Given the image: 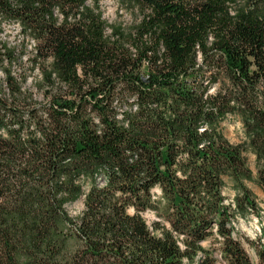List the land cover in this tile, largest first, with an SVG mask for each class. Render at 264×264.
<instances>
[{"label": "trees", "instance_id": "trees-1", "mask_svg": "<svg viewBox=\"0 0 264 264\" xmlns=\"http://www.w3.org/2000/svg\"><path fill=\"white\" fill-rule=\"evenodd\" d=\"M122 1L126 26L101 0H0L22 36L0 41V264H264L234 224L264 192V0Z\"/></svg>", "mask_w": 264, "mask_h": 264}, {"label": "rangeland", "instance_id": "rangeland-1", "mask_svg": "<svg viewBox=\"0 0 264 264\" xmlns=\"http://www.w3.org/2000/svg\"><path fill=\"white\" fill-rule=\"evenodd\" d=\"M103 17L110 24H122L124 26L130 25L138 16L135 9L128 7L122 0H101ZM3 30L0 32V41H7L10 44H18L22 40L20 34V28L17 23L5 24ZM30 54V49L26 57ZM37 70L34 71L27 82L26 87L32 88L33 78L37 77ZM215 89L212 88V92ZM39 100L42 99L38 96ZM221 131L228 140L236 146H240L245 140L244 128L242 126L241 120L237 117H229L221 124ZM244 156L246 158L247 164L253 171L254 178L257 176V166L255 163V155L250 151H244ZM249 186L253 193L257 197L258 210L257 213H251L248 216H238L235 224V235L241 239L244 248L247 253L250 254L251 258L256 261L257 254L256 250L264 249V192L259 184L256 182L249 183ZM157 194L160 193L159 189L155 190ZM226 194H229V202L234 206L235 192L229 189ZM82 209V201H79L72 207V213H76ZM148 225L153 226L154 222L159 221V218L154 211H147L144 215ZM203 246L207 250H211L214 255L220 257L219 245L214 243V240H209L203 243ZM190 264V263H189Z\"/></svg>", "mask_w": 264, "mask_h": 264}, {"label": "water", "instance_id": "water-1", "mask_svg": "<svg viewBox=\"0 0 264 264\" xmlns=\"http://www.w3.org/2000/svg\"><path fill=\"white\" fill-rule=\"evenodd\" d=\"M149 80V78L148 79H146V81H148Z\"/></svg>", "mask_w": 264, "mask_h": 264}]
</instances>
